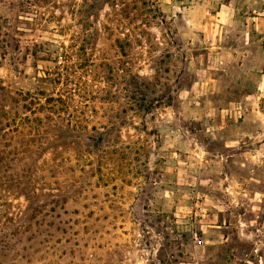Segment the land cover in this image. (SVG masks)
Returning <instances> with one entry per match:
<instances>
[{
    "label": "rangeland",
    "instance_id": "374dc122",
    "mask_svg": "<svg viewBox=\"0 0 264 264\" xmlns=\"http://www.w3.org/2000/svg\"><path fill=\"white\" fill-rule=\"evenodd\" d=\"M83 1L0 0V109L50 93ZM117 1L88 3L100 67L0 186V264H264V0Z\"/></svg>",
    "mask_w": 264,
    "mask_h": 264
},
{
    "label": "trees",
    "instance_id": "16d2710c",
    "mask_svg": "<svg viewBox=\"0 0 264 264\" xmlns=\"http://www.w3.org/2000/svg\"><path fill=\"white\" fill-rule=\"evenodd\" d=\"M90 1L84 0L82 5L73 4V27L76 28L77 25V29L74 28L70 44L67 47L63 45L57 50V57L54 60L51 56L42 58L55 64L54 68L44 73V77L39 80V84L51 87L50 93L39 86L38 93L26 94L19 98L14 92L3 88L8 100L0 109V186H3L9 178H13V174L17 175L15 170L18 166L30 164L29 161L35 160L51 148V130L57 124L56 119L63 120L59 115L60 111L69 110L77 97L83 98L81 96L82 77L93 72L94 68L100 67L94 60L92 51L102 30L95 28L92 31L91 23L83 19L87 9L92 6L88 5ZM100 1L102 0H93L92 8H97ZM107 1L106 3H110L115 8L113 16L116 20V8L119 7L120 1ZM120 5L123 3L120 2ZM148 13L151 15L140 12L136 14L138 16L136 18L139 20V17H143L145 21L158 19L157 10L148 11ZM104 30L109 32L107 26H104ZM43 47L42 44L41 49ZM46 50H40V52L43 53ZM155 72L154 77L145 78L136 74L135 79L147 87L159 78V72L157 70ZM86 84L85 87H88L87 82ZM87 89L85 88L84 93ZM111 93L112 91H108V94ZM168 98L172 99L170 95ZM145 111H149V108ZM38 138L43 141L37 140Z\"/></svg>",
    "mask_w": 264,
    "mask_h": 264
}]
</instances>
